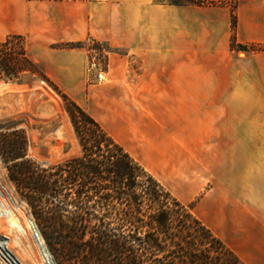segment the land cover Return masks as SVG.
Instances as JSON below:
<instances>
[{
    "label": "crops",
    "instance_id": "1",
    "mask_svg": "<svg viewBox=\"0 0 264 264\" xmlns=\"http://www.w3.org/2000/svg\"><path fill=\"white\" fill-rule=\"evenodd\" d=\"M172 1L0 0V42L22 36L47 78L173 198L196 202L192 213L244 263L241 249L264 262V231L250 224L257 216L240 225L235 201L219 199L208 178L226 135L241 133L228 126L241 104L264 102V51L231 57L227 0ZM210 2L217 5L200 4ZM234 5L236 44L264 46V0ZM88 40L106 47L100 81L87 71L86 47L54 48ZM238 67L247 69L253 91L243 93Z\"/></svg>",
    "mask_w": 264,
    "mask_h": 264
},
{
    "label": "trees",
    "instance_id": "2",
    "mask_svg": "<svg viewBox=\"0 0 264 264\" xmlns=\"http://www.w3.org/2000/svg\"><path fill=\"white\" fill-rule=\"evenodd\" d=\"M235 28L234 5L230 46L247 51L236 44ZM83 47L82 42L54 46ZM23 74L60 94L81 149L78 157L44 166L27 156L23 130L0 128V161L54 258L73 264H245L192 213L193 204L173 198L47 78L22 36L10 35L0 42V80ZM55 246L63 251L54 252Z\"/></svg>",
    "mask_w": 264,
    "mask_h": 264
},
{
    "label": "rangeland",
    "instance_id": "3",
    "mask_svg": "<svg viewBox=\"0 0 264 264\" xmlns=\"http://www.w3.org/2000/svg\"><path fill=\"white\" fill-rule=\"evenodd\" d=\"M227 1L231 7L234 6V0ZM85 44L89 59L91 50H98L106 65V47L100 44L99 50L91 40ZM246 48L247 51L231 48V57L243 59L264 51V46ZM225 66L227 73L231 74V69H234L232 62H226ZM235 71L237 80L243 85V93L253 91L247 69L238 67ZM241 106V112L234 121L235 126L228 122V126L236 127V131L241 133L226 135V147L219 152L220 160L215 174L208 178L210 187L217 191L219 199L235 201L234 214L240 220V225H248L246 217L252 214L257 216V221L250 220V224L253 221L259 231H264V102L242 103ZM0 128L23 130L27 140V156L41 165H54L81 155L60 94L51 85L30 74H23L19 80H0ZM193 205L197 213L199 205L196 202ZM12 222L18 223L22 230L11 231ZM64 222L70 225L65 218ZM34 239L41 241L40 248H35ZM15 240L20 241L19 246ZM227 243L234 249L242 248L241 240L235 237H229ZM40 250L49 256L52 264H73L56 259L50 253L30 209L9 180L6 168L0 161V264H5L3 257L6 254L16 264H38ZM53 251L57 253L63 249L55 246ZM241 251L245 255L244 259L241 258L246 264H264L248 252Z\"/></svg>",
    "mask_w": 264,
    "mask_h": 264
},
{
    "label": "built area",
    "instance_id": "4",
    "mask_svg": "<svg viewBox=\"0 0 264 264\" xmlns=\"http://www.w3.org/2000/svg\"><path fill=\"white\" fill-rule=\"evenodd\" d=\"M87 71L95 73L98 81L103 79L105 62L103 61V58L100 57V52L98 50H91Z\"/></svg>",
    "mask_w": 264,
    "mask_h": 264
},
{
    "label": "bare ground",
    "instance_id": "5",
    "mask_svg": "<svg viewBox=\"0 0 264 264\" xmlns=\"http://www.w3.org/2000/svg\"><path fill=\"white\" fill-rule=\"evenodd\" d=\"M18 221V220H17ZM17 223V222H16ZM10 230L11 231H13V230H18V231H20V230H22L21 228H20V226H19V224L17 223V224H15L14 222H12L11 223V225H10ZM20 242V241H19ZM19 242L17 241V240H15V244L17 245V246H19L20 244H19ZM34 242H35V248H40L41 247V241L39 240V239H34ZM2 243V242H1ZM6 248V247H5ZM1 257H3V256H1ZM39 259H40V261H39V263L38 264H52L51 263V261H50V258H49V256L47 255V254H45L42 250H40V252H39ZM4 259H3V262L5 263V264H16L15 263V261L11 258V257H9L7 254L3 257Z\"/></svg>",
    "mask_w": 264,
    "mask_h": 264
}]
</instances>
